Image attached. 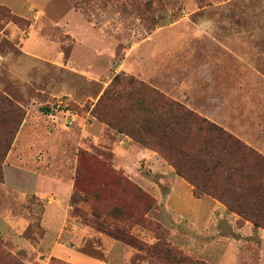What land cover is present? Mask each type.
Returning a JSON list of instances; mask_svg holds the SVG:
<instances>
[{
  "label": "rangeland",
  "instance_id": "1",
  "mask_svg": "<svg viewBox=\"0 0 264 264\" xmlns=\"http://www.w3.org/2000/svg\"><path fill=\"white\" fill-rule=\"evenodd\" d=\"M0 2V94L24 112L0 161V264H264L239 188L213 167L190 182L131 135L150 87L264 156V0ZM8 129L0 109V144ZM61 197L54 251L63 211L42 218Z\"/></svg>",
  "mask_w": 264,
  "mask_h": 264
},
{
  "label": "trees",
  "instance_id": "2",
  "mask_svg": "<svg viewBox=\"0 0 264 264\" xmlns=\"http://www.w3.org/2000/svg\"><path fill=\"white\" fill-rule=\"evenodd\" d=\"M12 20L21 23L23 19L13 16ZM118 80L119 76H115L113 83ZM131 84L144 86L135 81ZM146 89L147 119L135 122V125L144 123L142 127L133 129L131 135L135 141L158 150L172 162L176 172L190 182L202 183L203 178L200 175L208 174L213 167L226 184L239 188L236 196L238 202L234 209L240 214H245L254 225L264 228V193L258 190L254 181L259 172L264 173V156L181 103L165 97L150 87ZM0 109L5 110L9 125L0 144L1 161L5 159L11 148L15 133L24 119V112L2 94H0ZM2 181L3 175L0 171V182ZM228 191L230 188L225 187L223 191L216 193L208 186L204 192L216 195L228 206L233 207L230 199L225 197ZM194 193L199 192L194 190Z\"/></svg>",
  "mask_w": 264,
  "mask_h": 264
},
{
  "label": "crops",
  "instance_id": "3",
  "mask_svg": "<svg viewBox=\"0 0 264 264\" xmlns=\"http://www.w3.org/2000/svg\"><path fill=\"white\" fill-rule=\"evenodd\" d=\"M1 1V0H0ZM43 0H23V7L22 8H24V11H23V15H26V14H28L30 11H32V10H34V7H36V6H38V3L37 2H42ZM0 3H2V2H0ZM80 22H77V24H79ZM79 26H81V24L79 25ZM240 40H242V37H240ZM241 42V41H240ZM250 128H249V126H247L245 129L244 128H242V131H243V134L248 138V137H250V133L248 132V130H249ZM41 137H43L42 135H41ZM48 139V138H47ZM133 148L134 147V145H132V144H130V143H128V148ZM125 152V151H124ZM128 155H130V153H129V149L128 150H126V155H123L122 154V157H124V156H128ZM121 156V155H120ZM63 194V193H62ZM65 194V193H64ZM63 194V195H64ZM64 199H65V197H61L60 199L59 198H57L56 200H54L52 203H48V205L46 206V209H45V212H44V215H43V218H42V222H43V226H44V228H45V231H47V223H46V221H45V213L47 212V210H53V211H57L58 209L60 210V211H63V217L61 218V221H60V224H59V228L57 229V233H56V237L54 238V242L51 244V245H53V249H54V251H56V247L57 246H59L60 244V246H65V247H68V245L66 244V243H63V242H58V241H56L55 239L57 238V237H59V235L61 234V232L62 231H64V226H63V219H65L67 216H69V209H68V206H67V209H65V206H64ZM66 200V199H65ZM197 199H195V201H196ZM204 201H206V199L204 198V199H202L201 200V202H203L204 203ZM68 205V204H67ZM207 208L209 209V205L207 206ZM253 228L254 227H252L250 224H244L242 227H240V228H237V230H238V232H242V233H244V231H252L253 230ZM241 233V234H242ZM70 249H75L74 247H72V248H70ZM82 253V252H81ZM234 253V252H233ZM57 254V253H56ZM58 255V254H57ZM79 255H84V256H87V257H92V258H94L93 256H90V255H88V254H85V253H82V254H79ZM231 256H235L234 254H232ZM58 257H60V258H62V259H66V260H68L69 262H71V263H73V264H80V262H82V263H84V262H86V261H84V259H80L79 260V256L78 255H75V254H73L72 256H71V258H65V256H61V255H58ZM232 257V258H233ZM95 259H97V258H95ZM234 259V258H233ZM78 260H79V262H78ZM98 260H100V259H98ZM97 260V261H98ZM101 262L102 261H104V260H100ZM234 261H235V259H234ZM220 261H218V263H219ZM87 263V262H86ZM86 263H84V264H86ZM103 264H110V263H106L105 261L104 262H102ZM88 264V263H87ZM89 264H93V263H89ZM224 264H228V262L227 261H225L224 262Z\"/></svg>",
  "mask_w": 264,
  "mask_h": 264
}]
</instances>
